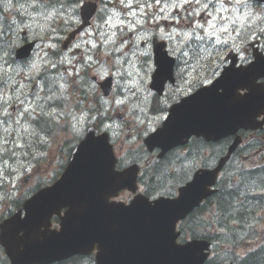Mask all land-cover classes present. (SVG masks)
<instances>
[{
	"label": "water",
	"instance_id": "1",
	"mask_svg": "<svg viewBox=\"0 0 264 264\" xmlns=\"http://www.w3.org/2000/svg\"><path fill=\"white\" fill-rule=\"evenodd\" d=\"M257 78L258 75L253 74L237 75L234 69L230 68L215 84L216 88L224 86V100L244 102L241 109L245 112L242 115L245 120L249 119V114L254 113L256 107H259L256 114L250 118H255L264 109V93L255 84ZM239 88H247L250 91L240 101L237 97ZM194 99L195 102L187 105L205 102L200 94ZM187 105H183V108ZM229 114L231 117L219 114L214 116L217 122L223 125L222 128H217L214 140H218L220 136L234 134L238 128L245 127L244 124H237V121L243 123V118L235 116L234 113ZM209 117V114L203 111L198 112L196 116L191 112L188 128L185 129L178 121V114L174 113L165 128L148 140L147 146L151 150L161 147L167 151L180 144L183 138L193 134L199 135L198 125L203 126ZM201 135L208 138L207 133ZM87 143L71 163L69 174H76L75 178L68 180L70 176H67V180L61 183L57 191L50 189L42 192L30 203L31 208L39 209L43 214H50L62 202L71 207L68 218L63 223L62 239L68 242L66 245L87 244V241L90 245L98 242V264H202L206 258L200 254L203 252V246L198 243L177 245L179 235L176 234V224L199 205L203 197L199 192H202L206 185L214 183L217 172L207 177L209 180L201 179L200 184L185 190L186 194L181 191L180 198L174 201L163 199L149 203L143 198H137L129 207L123 204L108 206L103 201V193L107 195L106 199H109L124 188L134 191L137 172L131 170L123 174H111L107 170L104 172L107 180L82 179L86 172H82L80 165L86 159L90 161L92 157L90 152L93 146ZM97 162L107 167L109 155L103 154ZM128 177L134 178V181L130 182ZM53 258L40 257L43 261Z\"/></svg>",
	"mask_w": 264,
	"mask_h": 264
},
{
	"label": "rangeland",
	"instance_id": "2",
	"mask_svg": "<svg viewBox=\"0 0 264 264\" xmlns=\"http://www.w3.org/2000/svg\"><path fill=\"white\" fill-rule=\"evenodd\" d=\"M208 1L206 5L202 6L199 9V14L201 15L203 13V11L206 12V16H204V23H202L199 26V30H197L195 33L192 30H188L186 29L185 33L183 34V38L187 41V40H191L194 36L198 37L203 35L202 32L204 33V35H207L208 39H215L216 41V45L218 46L219 43L217 42L225 33L226 29H230V27L232 25H235V23L231 22L230 20L226 22L225 25H222V21L223 19H225L226 17L228 18V15H226L223 12V8L224 5L222 3H219L218 0H206ZM189 0H183L182 1V8L184 10V8L187 6ZM201 0H198V4L200 5ZM213 3V4H212ZM239 4L241 5V8L239 7ZM210 5H212L211 11H209ZM253 4L251 3V0H237L234 2V11L232 13V16L234 17V19H240L239 20V24H237L239 27L242 26L243 22H244V18L245 15L247 13V16L245 18V20L247 21L245 24H248L250 26H255L256 27V31L258 30V27L261 26V24L264 25V9H260V15L259 16H254L251 17L252 13H253ZM226 9L228 10H232V7H226ZM242 11V12H241ZM121 14V13H120ZM122 15V14H121ZM123 17V15H122ZM135 16H131V18H134ZM142 17V15H141ZM183 17H185V12ZM208 17H210V19H208ZM213 25L215 27H213ZM127 27V25H124ZM127 31L124 33V35H122V37H125V39H127L128 37L130 38V32H134L135 29L132 27H128V29H126ZM152 31V28L147 32L144 33L142 35H140L138 38V44H140V42L142 40H144V38ZM33 34V33H32ZM34 35V34H33ZM122 41V40H121ZM144 53H146V50H144ZM107 59V58H105ZM71 65H68V67H70ZM71 74V72L69 73ZM59 94V90L55 91V95ZM40 98V97H37ZM118 104L121 102H117ZM109 105H111V103H107ZM12 107H14V104L12 103L11 100H6V98H2L0 100V110L3 111V113L5 112H12L11 109ZM25 110H27V108H25ZM118 123V122H116ZM117 128H119V125H116ZM42 132L43 129H42ZM7 135V133H6ZM8 137L10 136H3V139L6 138L8 140ZM3 139H0L1 144L3 143ZM9 142V141H8ZM11 143V142H9ZM16 143V141L14 142ZM13 143V144H14ZM50 150V149H49ZM53 150V149H52ZM55 151V150H53ZM54 153L50 154V156H52ZM3 154L0 153V161H1V157ZM4 157L6 158V156L4 155ZM7 159V158H6ZM10 161L9 163L11 164ZM0 169L2 170V166L0 167ZM47 183V182H45ZM27 185H23L22 188H25ZM31 186H33V183L31 182ZM36 186V184H35Z\"/></svg>",
	"mask_w": 264,
	"mask_h": 264
},
{
	"label": "trees",
	"instance_id": "3",
	"mask_svg": "<svg viewBox=\"0 0 264 264\" xmlns=\"http://www.w3.org/2000/svg\"><path fill=\"white\" fill-rule=\"evenodd\" d=\"M6 2H8V0H6ZM14 2H20V0H14ZM0 12H2V11L0 10ZM8 50H11V49H8V46H6L5 43H0V52H2V51L8 52ZM49 74L50 73L47 72L43 75V79H44L45 83H49V81H50V75ZM169 158H171V157H169ZM260 172H264V170L263 171H254L252 173H247L242 177L239 186L232 187L231 190L225 189V190H222V192H220V194L218 195L219 200H220V206L224 210V213L228 218H234V217H236V215L243 216V214L250 213L257 208V204L259 203V201H258L259 198H254L255 206L252 209L250 208L251 210H248L246 208L247 205L248 206H252V205H250V203L247 204V197L249 196V192H245L242 189V185H243V182L245 179H248V178L255 179L257 177H261V175H258ZM178 176H179V174L177 172L174 171V173L172 174L169 170H167L164 167L161 171V174L159 175L163 184H165L166 182H169L172 179L174 180V179L178 178ZM248 180H250V179H248ZM246 184H247V186L251 185V183H246ZM245 194H247V197H245ZM233 201H237V202L241 201L242 203L237 208H234L233 207ZM237 210L240 211L238 214L236 212ZM237 264H264V251H262L260 253H255V254L249 255L241 263H237Z\"/></svg>",
	"mask_w": 264,
	"mask_h": 264
},
{
	"label": "bare ground",
	"instance_id": "4",
	"mask_svg": "<svg viewBox=\"0 0 264 264\" xmlns=\"http://www.w3.org/2000/svg\"><path fill=\"white\" fill-rule=\"evenodd\" d=\"M17 65V64H16ZM0 74H3V71H0ZM63 110V108H58L56 110L57 111H61ZM46 125V124H45ZM5 132H7L6 130V126H2L0 127V135L4 134ZM7 149H9V146L7 147ZM161 174V172H160ZM250 179V180H248ZM248 179H245L244 182H243V185H242V189L245 191V192H253V191H264V176H261V177H257L255 179H252V178H248ZM246 183H251L250 186H247ZM250 203V205L252 206H248L247 205V209L248 210H251L254 206H255V203H254V198L251 197V196H248L247 197V204ZM234 208H237L235 206H233ZM251 208V209H250ZM237 214L240 212L239 210L236 211ZM236 216H240V215H236ZM245 222L248 221V219L246 217H243Z\"/></svg>",
	"mask_w": 264,
	"mask_h": 264
},
{
	"label": "flooded vegetation",
	"instance_id": "5",
	"mask_svg": "<svg viewBox=\"0 0 264 264\" xmlns=\"http://www.w3.org/2000/svg\"><path fill=\"white\" fill-rule=\"evenodd\" d=\"M73 94H74V91L66 90L61 95V103L60 104L62 105V107H59V108H63V110L55 112L49 120H53V121L63 120L69 116L70 112L81 111V107L73 104V102H72L71 97L73 96Z\"/></svg>",
	"mask_w": 264,
	"mask_h": 264
},
{
	"label": "snow or ice",
	"instance_id": "6",
	"mask_svg": "<svg viewBox=\"0 0 264 264\" xmlns=\"http://www.w3.org/2000/svg\"><path fill=\"white\" fill-rule=\"evenodd\" d=\"M229 2H230V0H229ZM213 27H215V26L213 25ZM157 71L162 74L165 71V68L163 66H160V67H158Z\"/></svg>",
	"mask_w": 264,
	"mask_h": 264
}]
</instances>
